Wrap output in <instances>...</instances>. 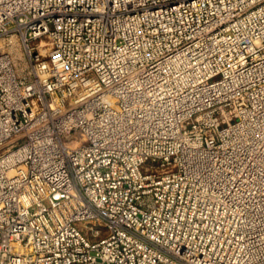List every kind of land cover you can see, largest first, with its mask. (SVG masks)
<instances>
[{
  "label": "built area",
  "instance_id": "built-area-1",
  "mask_svg": "<svg viewBox=\"0 0 264 264\" xmlns=\"http://www.w3.org/2000/svg\"><path fill=\"white\" fill-rule=\"evenodd\" d=\"M0 264H264V0H0Z\"/></svg>",
  "mask_w": 264,
  "mask_h": 264
},
{
  "label": "rangeland",
  "instance_id": "rangeland-1",
  "mask_svg": "<svg viewBox=\"0 0 264 264\" xmlns=\"http://www.w3.org/2000/svg\"><path fill=\"white\" fill-rule=\"evenodd\" d=\"M2 49L8 50L11 53L19 71L22 73H27L28 68L23 53V44L20 42V40H13L12 43L4 44Z\"/></svg>",
  "mask_w": 264,
  "mask_h": 264
},
{
  "label": "bare ground",
  "instance_id": "bare-ground-1",
  "mask_svg": "<svg viewBox=\"0 0 264 264\" xmlns=\"http://www.w3.org/2000/svg\"><path fill=\"white\" fill-rule=\"evenodd\" d=\"M15 49V48H14Z\"/></svg>",
  "mask_w": 264,
  "mask_h": 264
}]
</instances>
